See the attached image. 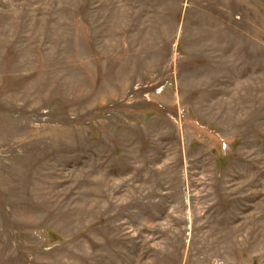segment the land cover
Wrapping results in <instances>:
<instances>
[{
	"label": "rangeland",
	"instance_id": "374dc122",
	"mask_svg": "<svg viewBox=\"0 0 264 264\" xmlns=\"http://www.w3.org/2000/svg\"><path fill=\"white\" fill-rule=\"evenodd\" d=\"M0 264H264V0H0Z\"/></svg>",
	"mask_w": 264,
	"mask_h": 264
}]
</instances>
